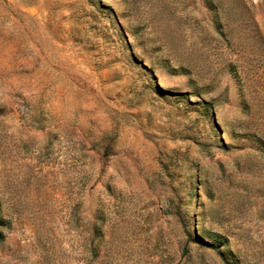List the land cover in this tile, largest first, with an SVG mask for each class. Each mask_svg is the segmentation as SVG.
<instances>
[{"label": "rangeland", "instance_id": "rangeland-1", "mask_svg": "<svg viewBox=\"0 0 264 264\" xmlns=\"http://www.w3.org/2000/svg\"><path fill=\"white\" fill-rule=\"evenodd\" d=\"M0 264H264V0H0Z\"/></svg>", "mask_w": 264, "mask_h": 264}]
</instances>
